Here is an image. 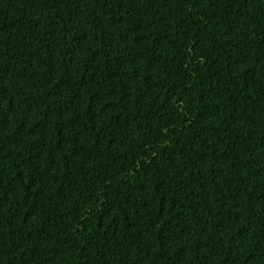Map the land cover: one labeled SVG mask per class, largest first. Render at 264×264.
Listing matches in <instances>:
<instances>
[{
  "label": "trees",
  "instance_id": "obj_1",
  "mask_svg": "<svg viewBox=\"0 0 264 264\" xmlns=\"http://www.w3.org/2000/svg\"><path fill=\"white\" fill-rule=\"evenodd\" d=\"M0 264H264V0H0Z\"/></svg>",
  "mask_w": 264,
  "mask_h": 264
}]
</instances>
